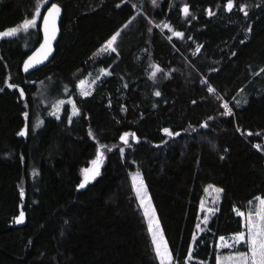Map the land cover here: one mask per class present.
Returning <instances> with one entry per match:
<instances>
[{
	"label": "trees",
	"instance_id": "trees-1",
	"mask_svg": "<svg viewBox=\"0 0 264 264\" xmlns=\"http://www.w3.org/2000/svg\"><path fill=\"white\" fill-rule=\"evenodd\" d=\"M142 1L0 0V32L18 28L0 37V264H160L136 171L170 264L247 251L219 242L244 231L239 213L264 198V129L247 123L264 102V0H233L231 11L228 0ZM51 4L63 10L54 57L25 75ZM116 33L115 51L103 50ZM89 76L94 87L81 96ZM67 98L79 114L65 105L50 115ZM98 154V174L79 187ZM208 191L218 201L206 215Z\"/></svg>",
	"mask_w": 264,
	"mask_h": 264
},
{
	"label": "snow or ice",
	"instance_id": "snow-or-ice-1",
	"mask_svg": "<svg viewBox=\"0 0 264 264\" xmlns=\"http://www.w3.org/2000/svg\"><path fill=\"white\" fill-rule=\"evenodd\" d=\"M155 2V0H153ZM227 9L231 11L234 7L233 0H228V3L226 5ZM246 6H241L240 10L244 11V8ZM61 8L58 4H51V7L47 9V13L43 16L44 21V33H45V43L41 45V49L38 50V54H42L44 58L47 57L48 53L51 50V41L55 39V33H56V19L60 15ZM184 13L187 14L189 9L188 6L185 5L183 9ZM213 13L209 11V15H212ZM40 15L39 6H37L35 15L32 19H25L23 21V28L26 30L29 27H33L36 24V17ZM18 28H10L7 29L4 32H0V37H7V36H13L17 33ZM119 33H116L111 37V39L107 42L108 47L111 48L113 43L116 41L117 36ZM175 35L180 36L182 33H175ZM112 51H115L114 48H112ZM40 61L36 58V55L29 57L27 61L24 63V70L28 71L29 68L33 67L35 63H39ZM264 71V69H262ZM155 75V73H153ZM84 81H81V84H83ZM13 85H9V87H12ZM209 92L214 91L211 87L208 89ZM87 94V93H85ZM20 95L23 97L24 92L21 89ZM155 95L160 96L161 93L157 91ZM62 103V102H61ZM223 107L226 109V112L223 114L230 115L231 109L229 108V105L226 103L223 105ZM25 117H27V113H24ZM211 119V118H210ZM207 126L206 124L204 125ZM164 132L168 135H179V133H172L169 129L165 128ZM26 134V130H21L19 135L23 136ZM128 133H124L120 137L122 141H124L125 144L128 143L127 137ZM259 147V145H257ZM123 151V149H121ZM102 159V156L98 157L96 161H93V164L97 167L94 169H85V180L83 183L79 185V187L83 188L85 186V183L89 179V175L91 174L92 177L98 174V165L100 160ZM137 196L140 198L142 206L145 207V216L149 217L150 223H149V231L152 233L153 238V244L155 245L156 249V255L160 259V264H168V262L172 259L167 244L163 242L162 240L158 239L157 231L153 229L151 220L152 216L149 214V210L147 208V205L145 204V198L147 196L146 188L141 181L139 186L136 188ZM24 193L21 191V196H23ZM259 201V205L257 210L255 211V214L249 213L245 218V231H240L236 234H234L230 239L234 242L233 245L239 244L240 242H246L247 245V252H241L238 253L235 257H227V258H221L217 257V264H264V198L257 197L256 198ZM251 203V202H250ZM209 211H212L209 209ZM241 216H244V213H239ZM24 219V212L21 211L19 217L16 218L17 223H22ZM158 222H157V229H158ZM199 227V225L197 226ZM195 239V238H194ZM225 237H220L221 241H224ZM223 246V245H221Z\"/></svg>",
	"mask_w": 264,
	"mask_h": 264
},
{
	"label": "rangeland",
	"instance_id": "rangeland-1",
	"mask_svg": "<svg viewBox=\"0 0 264 264\" xmlns=\"http://www.w3.org/2000/svg\"><path fill=\"white\" fill-rule=\"evenodd\" d=\"M140 1L143 2L142 0H136L137 3L140 2ZM118 37L119 36H117L116 41L113 43V45L111 46L110 49H112V48L115 49L116 48L117 42H118ZM108 49H109V47H108V43H107L106 46L103 48V50L106 51ZM100 53L101 54L103 53L102 50L100 51ZM81 81H84V83L81 84ZM81 81H79V83H78V92H79V94L81 96H86L87 94H89L92 91V89L94 87V84H95V80L92 77L89 76L87 78H84ZM85 93H87V94H85ZM65 105H69L72 117L77 116L79 114V110L77 109V106L75 104L74 99L73 98H67V99H61V100L56 101L55 104H54L53 110L50 113V115H52L53 117L59 119ZM247 123H248V127L252 131H257V130H260V129H264V102L255 111H253L249 115ZM98 157H100L99 154L94 159V161H96L98 159ZM96 167H97L96 165L92 164L90 170L94 169ZM92 178L93 177L90 174L89 175V180L92 179ZM130 178H131L132 185H133L136 197H137V201H138L140 207L142 208L144 216H145V207L142 206L140 198L137 196V191H136L137 186H139L141 181L143 182V184H144V186L146 188V192H147V196L145 198V204L147 205V208L149 210V214L152 216L151 223H152L153 229L157 231L158 239L162 240L163 242H165L167 244V241H166V239L164 237V234H163V231H162L159 219H158L157 212H156L155 207H154V205H153V203L151 201V198H150V195H149V191H148V188H147V186H146V184H145V182L143 180L142 174L139 171L132 172L130 174ZM217 201H218V194L216 192H214V191H208L207 195H206V198L204 199V201L202 203L201 212H204L207 215L209 213L210 207L213 206L215 203H217ZM258 205H259V201L257 199H255L254 201L251 202V204L249 206V209H247L248 211L244 213V216H242L243 219H244V231H245V218H246V216L249 213L255 214V211L257 210ZM145 219H146V222H147V225H148V228H149V223H150L149 217L145 216ZM201 221H202L203 225H201L199 227L200 232L204 228L205 217L202 218ZM157 222H158V226H159L158 229H157ZM150 235H151V238H152V233L151 232H150ZM152 242H153V238H152ZM232 243H234L232 240L227 241V240L224 239V241L219 242V247L220 248L228 247ZM221 245H223V246H221ZM153 246L155 248L154 244H153ZM167 247H168L169 253L171 255V252H170L168 244H167ZM155 251H156V249H155ZM237 254L238 253L221 254L218 251H216V252L213 253L209 264H217V260H216L217 257H221V258L235 257ZM171 257H172V255H171ZM158 259H159V257H158ZM172 260H173V258L168 262V264H170L172 262ZM159 262H160V259H159ZM232 264H234V262H232Z\"/></svg>",
	"mask_w": 264,
	"mask_h": 264
},
{
	"label": "water",
	"instance_id": "water-1",
	"mask_svg": "<svg viewBox=\"0 0 264 264\" xmlns=\"http://www.w3.org/2000/svg\"><path fill=\"white\" fill-rule=\"evenodd\" d=\"M51 7V6H50ZM61 8V7H60ZM48 9V8H47ZM47 13V10L45 11L44 15ZM43 15V16H44ZM62 17H63V10L61 8V11H60V15L59 17L56 19V33H55V39H53L51 41V50L50 52L48 53L47 57L44 58V56L42 54H38V50L41 49V45L45 43V33H44V21H43V18H42V21H41V26H40V29H41V34H42V40L40 42V44L28 55V57L25 59V61L28 60L29 57H32L34 55H36V58L40 61L39 63H35L33 67L29 68L28 71H25L24 70V63L22 65V71L25 75H29L30 73L40 69L41 67L45 66L46 64H48L52 58L54 57V54H55V51H56V45L59 41V38H60V35H61V21H62Z\"/></svg>",
	"mask_w": 264,
	"mask_h": 264
}]
</instances>
